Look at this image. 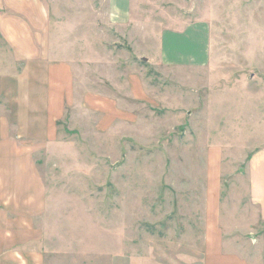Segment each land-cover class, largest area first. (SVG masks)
<instances>
[{
  "label": "rangeland",
  "instance_id": "obj_1",
  "mask_svg": "<svg viewBox=\"0 0 264 264\" xmlns=\"http://www.w3.org/2000/svg\"><path fill=\"white\" fill-rule=\"evenodd\" d=\"M189 4L168 10L208 22L204 65L169 64L136 35H99L96 78L80 93L100 103L69 109L67 147L36 152L52 264H200L207 178L225 202L248 200L240 169L264 156V0Z\"/></svg>",
  "mask_w": 264,
  "mask_h": 264
},
{
  "label": "crops",
  "instance_id": "obj_2",
  "mask_svg": "<svg viewBox=\"0 0 264 264\" xmlns=\"http://www.w3.org/2000/svg\"><path fill=\"white\" fill-rule=\"evenodd\" d=\"M189 2L0 0V264H52L39 237L44 225L37 220L45 213L36 203L48 189L36 152L67 147L59 128L69 109L86 99L100 103L98 91L85 99L80 93L96 78L99 35H136L161 48L169 64L204 65L208 22L168 10ZM258 156L240 169L238 180L248 182L243 203L234 195L225 202L219 179L207 178L213 187L206 192L200 264H264V156Z\"/></svg>",
  "mask_w": 264,
  "mask_h": 264
}]
</instances>
